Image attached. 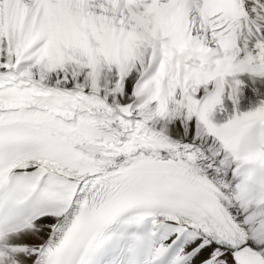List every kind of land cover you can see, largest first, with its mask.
<instances>
[{
	"label": "snow or ice",
	"instance_id": "6c2138e0",
	"mask_svg": "<svg viewBox=\"0 0 264 264\" xmlns=\"http://www.w3.org/2000/svg\"><path fill=\"white\" fill-rule=\"evenodd\" d=\"M0 264H264V0H0Z\"/></svg>",
	"mask_w": 264,
	"mask_h": 264
}]
</instances>
